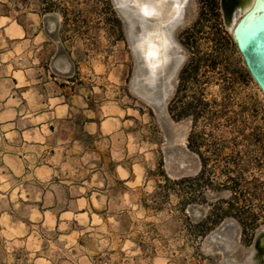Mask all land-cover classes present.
<instances>
[{
    "label": "rangeland",
    "instance_id": "obj_1",
    "mask_svg": "<svg viewBox=\"0 0 264 264\" xmlns=\"http://www.w3.org/2000/svg\"><path fill=\"white\" fill-rule=\"evenodd\" d=\"M213 1L187 0L185 3L192 12L185 27L192 26L185 45L186 63L206 62L211 55L227 58L228 64L230 59L240 60L230 32L240 18L237 14L241 16L253 0H226L225 19L219 0ZM42 3L40 0H0V25H11L4 34L0 53L5 64L13 60L16 69L22 71L18 78L25 97L21 94L23 114L29 113L27 103L31 101L29 89L33 87L34 77L42 76L26 70L34 64L41 65L49 54L43 46V28L38 23L43 9L50 4ZM132 3L140 4L146 16L161 23L177 13L183 14L182 7L169 0H165V9L160 15L153 14L156 2L132 0ZM54 4L64 17L65 43L72 52L73 70L68 78L56 71L54 75L48 69L46 76L57 78L44 75L40 82H50L42 86L43 90L63 94L64 101L70 98L79 103L83 97L94 107L118 103L127 110L129 134L117 138L120 148L126 145L125 152L117 155L106 140L97 142L95 136L81 135L80 120L88 113L75 112V120L59 124L54 137L45 144L54 148L50 152L44 144L41 149L22 144L19 138L5 139L4 153L20 156L26 171L22 172L20 164L11 163L13 169L10 168L9 161L0 154V264H207L209 256L216 260L223 258L217 253L219 250L210 247L225 240L227 205L208 209L205 195L197 206L193 205L185 146L175 145L183 144L186 139L172 138L168 149L157 117L141 104V97L125 81L130 58L122 24L118 23V11H114L110 0H57ZM234 12L237 14L233 17ZM36 30L41 32L33 43ZM204 65L201 64V74L196 78L199 82L189 87L190 92L186 93L189 98L183 100H211V108L196 122V131L205 129L206 119L221 108L223 99H231L218 81H210L205 90ZM62 80L68 83H61ZM61 84L68 89L65 91ZM254 92L253 83L244 90V95L235 94L229 114H240V101L244 100L243 106L247 109L243 114L252 120ZM167 108L173 125L188 118L178 120L171 113L175 108ZM258 115L259 131L264 138L261 90ZM71 133L78 137V143L69 142L62 149L60 136ZM42 150L46 152L40 154ZM169 160L173 162L170 166ZM120 161H125L122 165L128 175L123 172L119 175L115 170ZM179 161L186 164L183 169ZM41 165L51 170L46 173L38 170ZM254 171L250 170L248 176ZM119 176L127 178L128 184H123ZM259 176L264 182V162L260 163ZM250 202L243 205L248 206ZM258 204L263 211L264 190ZM258 221L264 226V211L260 212ZM244 238L246 242L252 240L249 234ZM260 239L262 244L264 236ZM237 242L240 241L237 239Z\"/></svg>",
    "mask_w": 264,
    "mask_h": 264
},
{
    "label": "flooded vegetation",
    "instance_id": "obj_2",
    "mask_svg": "<svg viewBox=\"0 0 264 264\" xmlns=\"http://www.w3.org/2000/svg\"><path fill=\"white\" fill-rule=\"evenodd\" d=\"M40 1L43 2L42 5L50 4L43 9L42 23L49 40L54 43L53 54L71 56L72 52L65 43L64 17L54 4L57 0ZM169 1L181 7L179 0ZM110 2L114 11H118V23L122 24L130 58L125 81L132 88L134 82L139 84L140 94L136 93L141 97L139 101L157 117L168 149L173 142L172 138L186 139L183 144L175 145L185 146L187 173L193 186V205L197 206L204 195L208 209L217 210L218 206L227 205L225 218L228 231L225 240L210 247L219 250L217 253L223 258L216 260L209 256L207 264H264L261 250L263 246L258 243L264 236V226H260L258 221L260 212L264 211L259 210L258 204L261 190H264V182L259 176L260 163L264 162V138L259 131L258 115L260 90L249 75L242 56L235 47L239 61L230 59L228 64L227 58L212 55L206 62L202 61L205 63L204 70H207L203 78L205 90L209 88L210 81H218L224 85L231 99H223L221 108L210 113L206 119L205 129L196 131V122L203 117L206 109L211 108V100L183 101L189 98L186 94L190 92L189 87L195 81L199 82L196 78L201 74L202 64L198 60L186 63L185 45L188 44L192 29V26L185 28L192 13L190 5H185L187 0L183 1L182 16L177 13L162 23L153 17L140 18L138 10L133 9L132 0ZM214 2L216 0L212 3ZM219 4L226 6V0H219ZM156 35L158 38H155ZM150 40L156 46L160 41L164 43V53L162 51L157 59L148 55ZM54 59L53 55L52 60ZM55 61L53 70L71 78L69 75L73 69L70 58L65 66H59ZM50 71L52 73L51 69ZM253 83L255 92L251 98L254 113L252 120H247L243 114L247 109L243 106L244 100L240 101V114H229L232 113L230 108L233 106V96H242L244 90H248ZM168 106L175 108L171 113L178 120L181 117L188 118L173 125L168 117ZM168 164L172 165V160ZM183 165H180L181 169L186 166L185 163ZM250 170H255L252 176H248ZM227 193H230L229 197L226 196ZM225 199L228 201H224ZM248 201H251L248 206L243 205ZM246 234L252 239L250 242L244 241Z\"/></svg>",
    "mask_w": 264,
    "mask_h": 264
},
{
    "label": "crops",
    "instance_id": "obj_3",
    "mask_svg": "<svg viewBox=\"0 0 264 264\" xmlns=\"http://www.w3.org/2000/svg\"><path fill=\"white\" fill-rule=\"evenodd\" d=\"M2 16H0L1 18ZM10 24L7 26L0 25V49L3 46L4 34L7 30H10ZM42 26L43 23H38V27ZM16 31V30H15ZM24 33V30H21ZM34 35L32 39L33 43H36L39 32ZM45 38L43 46L45 49H48L47 60L41 63V65H33L26 70V72L33 73L34 75H42L39 79L34 77L33 87L30 90L31 101L27 103L29 108L28 114H23L24 106L21 101L24 99V93L21 91L22 85L19 84V72L21 70L16 69L14 66L16 62L11 60L10 63L5 64L3 62V54L0 53V154L3 156V159H7L8 166L13 169L11 163L18 165L20 164L23 168V160L18 155H13V153H4L3 144L5 139L7 141H13L19 138V141L22 144L29 143L31 146L41 147V144H45L49 139L54 137V134L58 131V126L61 123H71L75 120V112L88 113L84 118L80 120L81 124V135L86 136H95L97 142L107 141L110 150L117 155L122 154V151L125 152L126 145L123 144L121 148L119 143H117V138H125V135L129 133L126 131L128 127L129 118L127 115V110L121 107L118 103H108L97 105L94 107L90 105V102H87V99L81 97V102L76 103L75 100H70V98L65 101L62 100L63 94H50L47 91L43 90L42 86L49 84L48 81L40 82L41 79H44V75L52 70V74H56L53 70V62H57L59 66H65L68 62L66 54L57 55L53 54V44L46 32H43ZM21 37V36H15ZM11 38V37H10ZM53 55L56 59L52 60ZM35 60V59H34ZM35 63V62H34ZM49 69V71H48ZM48 71V72H47ZM22 72V71H21ZM46 78L56 79L57 77H50L48 74ZM61 83H68V80H62ZM73 83V82H71ZM62 85V84H61ZM63 88L68 89V86L63 84ZM41 89V90H40ZM46 92V94H45ZM73 96V95H72ZM109 111H108V110ZM151 123H149L150 126ZM154 129V128H153ZM154 134V131H153ZM23 141V142H22ZM80 141V140H79ZM69 142L78 143V137L74 136L73 133L70 135L60 136L59 143L63 146L62 149L66 148ZM85 148V147H84ZM43 149V147H41ZM49 149V152L54 150V148L46 147ZM115 150V152H114ZM46 150H42L40 154H44ZM48 152V151H47ZM20 154V153H18ZM124 155V153H123ZM125 164V161L117 163L115 165V170L118 171V174L121 175L128 171L122 164ZM135 166V165H134ZM38 170L44 171L45 173L51 170V167L46 165H41L37 167ZM26 170L23 168L22 172ZM123 184L127 185L128 180L125 177L119 176Z\"/></svg>",
    "mask_w": 264,
    "mask_h": 264
},
{
    "label": "water",
    "instance_id": "obj_4",
    "mask_svg": "<svg viewBox=\"0 0 264 264\" xmlns=\"http://www.w3.org/2000/svg\"><path fill=\"white\" fill-rule=\"evenodd\" d=\"M178 4L182 7L183 0H179ZM262 4H264V0H255L252 6L241 17L235 10L236 12L233 13V17L237 14L240 19L234 26L233 31L230 32V35L235 47L242 56L249 75L259 86L264 97V10L262 9L263 11L252 18L249 17L255 7L258 8ZM222 8L225 19V14L228 13L227 6L222 5ZM133 9L139 11L138 7L134 4ZM138 86L139 84L134 82L133 88L136 93L140 94ZM179 164L184 166L181 162ZM258 243L261 245V239Z\"/></svg>",
    "mask_w": 264,
    "mask_h": 264
},
{
    "label": "bare ground",
    "instance_id": "obj_5",
    "mask_svg": "<svg viewBox=\"0 0 264 264\" xmlns=\"http://www.w3.org/2000/svg\"><path fill=\"white\" fill-rule=\"evenodd\" d=\"M254 1L255 0H253L252 1V3H251V5H250V7L252 6V4L254 3ZM155 2H156V4H154V10H153V14L154 15H160L162 12H163V10L165 9V7H164V3H165V0H155ZM123 6H124V4H122ZM136 7H138V9H139V13L140 14H138L139 15V17L141 18V17H144V16H146L145 14H144V11H143V7L140 5V4H134ZM249 7V8H250ZM248 8V9H249ZM172 9H174L173 8V6H172ZM247 9V10H248ZM264 10V4H262L260 7H255V9H254V11L251 13V15L249 16L250 18H252V17H254V16H256V15H258L261 11H263ZM246 10V11H247ZM245 11V12H246ZM245 12H243V14L245 13ZM242 14V15H243ZM241 15V16H242ZM240 16V17H241ZM240 19V18H239ZM238 19V20H239ZM238 22V21H237ZM236 22V23H237ZM236 25V24H235ZM234 28V27H233ZM233 31V30H232ZM155 38H158V35H156L155 36ZM150 45L152 44L153 46H150V49H149V52H150V56H151V58H154V59H157L158 58V56H161L162 55V51L165 49V47H164V43H163V41H160V43L156 46V45H154L153 44V40H150V43H149ZM163 53H164V51H163ZM262 246H263V250H264V241L262 242V244H261Z\"/></svg>",
    "mask_w": 264,
    "mask_h": 264
},
{
    "label": "snow or ice",
    "instance_id": "obj_6",
    "mask_svg": "<svg viewBox=\"0 0 264 264\" xmlns=\"http://www.w3.org/2000/svg\"><path fill=\"white\" fill-rule=\"evenodd\" d=\"M146 2H148L149 4H152L155 2V0H146Z\"/></svg>",
    "mask_w": 264,
    "mask_h": 264
}]
</instances>
